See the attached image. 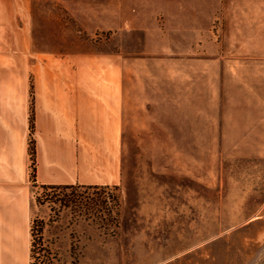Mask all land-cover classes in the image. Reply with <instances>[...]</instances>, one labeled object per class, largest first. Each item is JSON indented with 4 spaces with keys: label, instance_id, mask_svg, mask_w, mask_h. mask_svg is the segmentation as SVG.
Instances as JSON below:
<instances>
[{
    "label": "rangeland",
    "instance_id": "rangeland-1",
    "mask_svg": "<svg viewBox=\"0 0 264 264\" xmlns=\"http://www.w3.org/2000/svg\"><path fill=\"white\" fill-rule=\"evenodd\" d=\"M84 85L122 181L44 184L38 102ZM6 193L27 264L34 221L36 264H264V0H0V230Z\"/></svg>",
    "mask_w": 264,
    "mask_h": 264
},
{
    "label": "crops",
    "instance_id": "crops-1",
    "mask_svg": "<svg viewBox=\"0 0 264 264\" xmlns=\"http://www.w3.org/2000/svg\"><path fill=\"white\" fill-rule=\"evenodd\" d=\"M46 95L38 102L41 110L37 106L36 114L41 182L120 183L122 86H68L52 88ZM51 132H55L56 138ZM8 200L9 193H6V225L0 230V264H27L19 225L12 222L10 211L7 212V207L13 205Z\"/></svg>",
    "mask_w": 264,
    "mask_h": 264
},
{
    "label": "trees",
    "instance_id": "trees-1",
    "mask_svg": "<svg viewBox=\"0 0 264 264\" xmlns=\"http://www.w3.org/2000/svg\"><path fill=\"white\" fill-rule=\"evenodd\" d=\"M52 188V189H57V188H63L60 186H46V188ZM68 188L69 186H64ZM43 226L44 223L38 224L37 221H34L32 228H31V248H30V256H31V264H36V255L41 254L43 250L47 252L48 255H50V250L48 249H43L42 246L44 245V240L45 238L42 236L43 235ZM40 227V228H39ZM45 264H54L53 263V258L50 256H47V262Z\"/></svg>",
    "mask_w": 264,
    "mask_h": 264
}]
</instances>
